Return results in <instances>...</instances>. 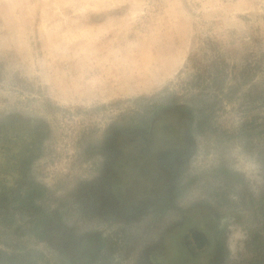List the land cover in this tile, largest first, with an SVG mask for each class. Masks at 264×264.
<instances>
[{
  "label": "rangeland",
  "instance_id": "374dc122",
  "mask_svg": "<svg viewBox=\"0 0 264 264\" xmlns=\"http://www.w3.org/2000/svg\"><path fill=\"white\" fill-rule=\"evenodd\" d=\"M0 264H264V0H0Z\"/></svg>",
  "mask_w": 264,
  "mask_h": 264
},
{
  "label": "clouds",
  "instance_id": "9594fccd",
  "mask_svg": "<svg viewBox=\"0 0 264 264\" xmlns=\"http://www.w3.org/2000/svg\"><path fill=\"white\" fill-rule=\"evenodd\" d=\"M247 239L248 234L242 226L233 223L227 224L224 234V244L230 253H235L242 249Z\"/></svg>",
  "mask_w": 264,
  "mask_h": 264
},
{
  "label": "flooded vegetation",
  "instance_id": "af4514ba",
  "mask_svg": "<svg viewBox=\"0 0 264 264\" xmlns=\"http://www.w3.org/2000/svg\"><path fill=\"white\" fill-rule=\"evenodd\" d=\"M190 241L181 242L179 244L180 250H183L185 254H189L191 259H196L197 257H201L208 252L209 240L201 234H194L190 236Z\"/></svg>",
  "mask_w": 264,
  "mask_h": 264
},
{
  "label": "water",
  "instance_id": "95a60500",
  "mask_svg": "<svg viewBox=\"0 0 264 264\" xmlns=\"http://www.w3.org/2000/svg\"><path fill=\"white\" fill-rule=\"evenodd\" d=\"M194 234H197L196 232H194Z\"/></svg>",
  "mask_w": 264,
  "mask_h": 264
}]
</instances>
